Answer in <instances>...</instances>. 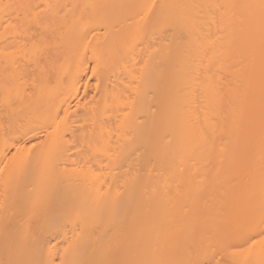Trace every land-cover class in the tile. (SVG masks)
I'll list each match as a JSON object with an SVG mask.
<instances>
[{
    "label": "bare ground",
    "instance_id": "obj_1",
    "mask_svg": "<svg viewBox=\"0 0 264 264\" xmlns=\"http://www.w3.org/2000/svg\"><path fill=\"white\" fill-rule=\"evenodd\" d=\"M56 3L0 0V264H264V0Z\"/></svg>",
    "mask_w": 264,
    "mask_h": 264
},
{
    "label": "rangeland",
    "instance_id": "obj_2",
    "mask_svg": "<svg viewBox=\"0 0 264 264\" xmlns=\"http://www.w3.org/2000/svg\"><path fill=\"white\" fill-rule=\"evenodd\" d=\"M56 1H57V3H56V5L53 4L54 6H53L52 11H49V13H48V17L46 20H48L49 22H52V23L53 22H58V23L64 22L66 20L71 19L72 15H75L77 13L76 12L77 10H74V14H73V10H71L73 7L70 4L67 5L68 4L67 2H69V0H56ZM66 5L69 6V7H67V10H65ZM69 17H71V18H69ZM88 80H89L88 85L90 83L91 86L90 85L89 86L92 87L94 79L91 76H88ZM92 88H88L86 95H91V93H92L91 89ZM86 97H88V96H86Z\"/></svg>",
    "mask_w": 264,
    "mask_h": 264
}]
</instances>
